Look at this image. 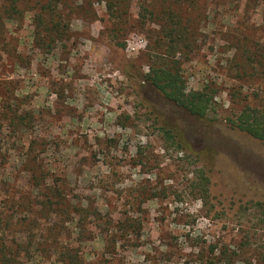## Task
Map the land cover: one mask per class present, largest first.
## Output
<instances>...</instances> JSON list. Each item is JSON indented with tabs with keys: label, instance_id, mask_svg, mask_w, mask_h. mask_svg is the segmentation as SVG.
<instances>
[{
	"label": "rangeland",
	"instance_id": "rangeland-1",
	"mask_svg": "<svg viewBox=\"0 0 264 264\" xmlns=\"http://www.w3.org/2000/svg\"><path fill=\"white\" fill-rule=\"evenodd\" d=\"M40 1L21 3L25 14L4 19L0 35V106L29 119L13 131L0 117V243L11 264H70L66 249L82 264H264V143L225 120L255 88L235 78L232 32L252 26L264 43V3L243 13L242 0H209L191 14L197 46L181 74L187 90L217 84L215 112L200 118L142 78L163 50L140 0H126L120 25L105 0H56L70 30L50 49L35 38ZM31 166L98 218L45 211ZM127 218L135 227L108 242L105 223Z\"/></svg>",
	"mask_w": 264,
	"mask_h": 264
},
{
	"label": "trees",
	"instance_id": "trees-1",
	"mask_svg": "<svg viewBox=\"0 0 264 264\" xmlns=\"http://www.w3.org/2000/svg\"><path fill=\"white\" fill-rule=\"evenodd\" d=\"M27 0H0V35L6 25L4 19L15 14H25L26 9L21 3ZM107 11L111 22L120 25L122 19L126 17V0H105ZM209 0H140L139 8L141 15L150 14L158 25L156 45L162 49V55L158 60L153 61L147 67V71L142 74V78L149 85L154 87L165 99L173 102L175 105L186 109L190 114L205 118L207 115L215 112V96L217 93L216 83H205L200 89L187 90L185 80L180 71L181 58H187L196 48L195 29L191 14L201 9H208ZM211 1V0H210ZM214 1V0H213ZM216 2H233V0H215ZM242 12L249 8L256 9L264 3V0H242ZM36 9L33 13L35 22V38L39 45L45 44L44 48L50 49L51 44L69 38L67 33L70 30L66 21L65 14L57 10L56 0H41L36 3ZM21 5V6H20ZM239 5V4H238ZM27 10V9H26ZM240 26V27H239ZM236 31L232 32L231 42L234 46V54L230 59L231 67L236 70L235 78L239 81L250 84L252 92L241 94L237 98L240 101V107L231 116L225 118L227 124L247 135L260 140L264 143V43L250 36L249 29L252 26H242L236 24ZM66 33V35H65ZM1 37V36H0ZM47 41V42H46ZM120 46L123 43L119 42ZM0 117L8 120L11 130H18L20 127L27 126L28 117L18 108L10 105L0 106ZM23 145L24 155L27 162H35V144L37 139H26ZM41 144V143H40ZM28 164V163H27ZM29 177L35 184L42 189L43 197L42 208L45 211H54L58 216L71 217L73 214L79 218L96 217L99 213L96 209L90 207L83 209L81 205H72L68 202L67 195L61 191L59 185L54 182L48 183L46 177L49 175L44 169L38 166H31L27 170ZM207 178L201 174L199 186L206 190ZM259 211L264 217V205H259ZM43 209L40 212L43 217ZM130 218L116 223L106 222L108 242L114 241L115 234L129 233L130 228L135 224L129 222ZM3 220L0 215V226ZM84 221V219H82ZM12 248L7 244L0 243V264H11L16 258L11 252ZM66 254L70 264H82L78 261L76 254H70L69 249L62 251ZM224 254V252H223ZM264 257V253L259 255V259Z\"/></svg>",
	"mask_w": 264,
	"mask_h": 264
}]
</instances>
